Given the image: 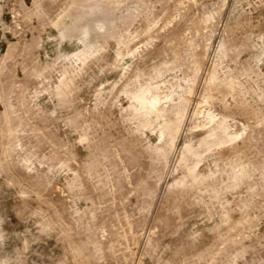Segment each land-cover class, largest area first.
Instances as JSON below:
<instances>
[{"label": "rangeland", "instance_id": "374dc122", "mask_svg": "<svg viewBox=\"0 0 264 264\" xmlns=\"http://www.w3.org/2000/svg\"><path fill=\"white\" fill-rule=\"evenodd\" d=\"M0 264H264V0H0Z\"/></svg>", "mask_w": 264, "mask_h": 264}]
</instances>
